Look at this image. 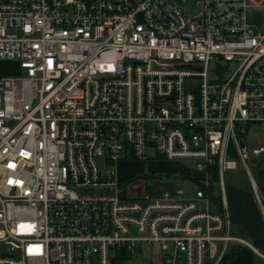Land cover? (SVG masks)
I'll return each mask as SVG.
<instances>
[{
  "label": "built area",
  "instance_id": "1",
  "mask_svg": "<svg viewBox=\"0 0 264 264\" xmlns=\"http://www.w3.org/2000/svg\"><path fill=\"white\" fill-rule=\"evenodd\" d=\"M187 3L0 0V60L23 73L0 77V264H134L144 246L137 264H221L248 245L224 174L244 167L264 220V0ZM148 149L191 164L166 180L191 192L131 191L117 165Z\"/></svg>",
  "mask_w": 264,
  "mask_h": 264
},
{
  "label": "rangeland",
  "instance_id": "2",
  "mask_svg": "<svg viewBox=\"0 0 264 264\" xmlns=\"http://www.w3.org/2000/svg\"><path fill=\"white\" fill-rule=\"evenodd\" d=\"M195 1L196 0H188L187 3L188 8H192V13H197L198 11V8L195 6ZM250 20L260 23L262 21L260 13L251 14ZM236 67V63H230L229 65V69L231 71L236 69ZM21 74L23 75L19 64L16 61L0 60V77L19 76ZM248 136L250 138L249 146L260 144V141L264 138V122L249 125ZM253 136H255L256 138H254ZM146 153L147 157L150 160L144 162L139 160H124L117 165V169L121 178L129 177L130 179L139 180L135 183V185H133L134 187L131 188V191L143 189L144 184L142 181H140V179H146L147 185L151 186V188L153 189H173L175 187H178V185L175 182L166 180L170 178L174 179V177H176L177 173L179 172V168H182L183 166L190 169H192L193 167L191 164L185 161L176 162L165 159L153 160L152 158L155 157L154 149H148ZM256 162V160L250 162L249 167L251 168V174L253 178L257 181L259 172L264 169V155L260 158V161L257 162V167L254 168L253 165ZM180 173L183 174L185 172H183L182 170V172ZM153 176H160L165 180L157 181V179L153 178ZM180 177H185V175ZM224 179L226 184L225 195L229 210L232 208V203L238 202L246 211L251 210V203L255 202L257 204L255 190L253 189L250 176L241 164L235 171H226L224 174ZM182 186L183 188H185V190L191 192V181L184 180ZM125 193L131 194L129 189H127ZM260 193L264 197V191L260 189ZM150 253V248L144 246V252L142 255H133L132 263H142L143 257L145 259H149Z\"/></svg>",
  "mask_w": 264,
  "mask_h": 264
},
{
  "label": "crops",
  "instance_id": "3",
  "mask_svg": "<svg viewBox=\"0 0 264 264\" xmlns=\"http://www.w3.org/2000/svg\"><path fill=\"white\" fill-rule=\"evenodd\" d=\"M232 204L229 212L234 223L233 235L244 239L248 245L232 243L230 252L233 253L226 264H264V220L258 203H251V210L247 211L238 202Z\"/></svg>",
  "mask_w": 264,
  "mask_h": 264
},
{
  "label": "trees",
  "instance_id": "4",
  "mask_svg": "<svg viewBox=\"0 0 264 264\" xmlns=\"http://www.w3.org/2000/svg\"><path fill=\"white\" fill-rule=\"evenodd\" d=\"M184 175H186V174L185 173L179 174V176H184ZM257 182H258V185H259V189L264 191V169L259 172L258 177H257ZM232 253H233V251L230 252L225 257V259L223 260V262L221 264H226V262L230 259Z\"/></svg>",
  "mask_w": 264,
  "mask_h": 264
}]
</instances>
